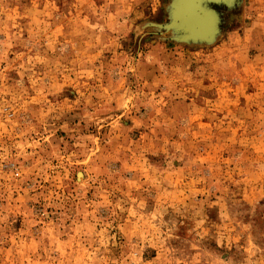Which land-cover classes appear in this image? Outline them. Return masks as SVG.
<instances>
[{"label": "rangeland", "instance_id": "1", "mask_svg": "<svg viewBox=\"0 0 264 264\" xmlns=\"http://www.w3.org/2000/svg\"><path fill=\"white\" fill-rule=\"evenodd\" d=\"M0 264H264V0H0Z\"/></svg>", "mask_w": 264, "mask_h": 264}, {"label": "water", "instance_id": "2", "mask_svg": "<svg viewBox=\"0 0 264 264\" xmlns=\"http://www.w3.org/2000/svg\"><path fill=\"white\" fill-rule=\"evenodd\" d=\"M191 1V5H192V7L194 8V9H196V7H197V2H198V0H190ZM198 16H200L198 13H196Z\"/></svg>", "mask_w": 264, "mask_h": 264}, {"label": "bare ground", "instance_id": "3", "mask_svg": "<svg viewBox=\"0 0 264 264\" xmlns=\"http://www.w3.org/2000/svg\"><path fill=\"white\" fill-rule=\"evenodd\" d=\"M184 1V0H183ZM186 2V1H185ZM182 4V3H181ZM178 9V8H177ZM182 9V8H181ZM175 11V10H174ZM188 11V10H187ZM203 11V10H202ZM196 12V11H195ZM201 12V11H200ZM195 15V14H194ZM180 16V15H179ZM195 16H198L197 14L195 15ZM210 16V15H209ZM189 17V16H188ZM191 17V16H190ZM199 17V16H198ZM198 17H197V19H198ZM200 17H201V15H200ZM199 17V18H200ZM211 17V16H210ZM209 17V18H210ZM189 20V19H188ZM194 20V19H193ZM185 21V20H184ZM210 21H212V20H210ZM194 22H195V20H194ZM195 23H197V22H195ZM198 24V23H197ZM200 25V24H199ZM210 25V24H209ZM198 27V26H197ZM209 27V26H208ZM209 32V31H208ZM202 33V32H201ZM207 33V32H206ZM195 34V33H194ZM197 34V33H196ZM200 35V34H199ZM204 35V34H203ZM198 36V35H197ZM201 38V37H200Z\"/></svg>", "mask_w": 264, "mask_h": 264}]
</instances>
